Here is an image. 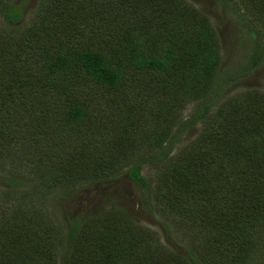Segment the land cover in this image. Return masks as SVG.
I'll list each match as a JSON object with an SVG mask.
<instances>
[{"label": "trees", "instance_id": "obj_1", "mask_svg": "<svg viewBox=\"0 0 264 264\" xmlns=\"http://www.w3.org/2000/svg\"><path fill=\"white\" fill-rule=\"evenodd\" d=\"M233 2L256 67L264 0ZM25 7L0 0V172L11 176L5 192L29 207L0 225V264H264V94L217 104L229 81L217 76L209 18L187 0H37L29 22ZM124 173L148 212L192 205L188 247L165 245L116 206L64 234L37 207L52 189ZM19 178L36 185L23 191Z\"/></svg>", "mask_w": 264, "mask_h": 264}, {"label": "rangeland", "instance_id": "obj_2", "mask_svg": "<svg viewBox=\"0 0 264 264\" xmlns=\"http://www.w3.org/2000/svg\"><path fill=\"white\" fill-rule=\"evenodd\" d=\"M187 1L209 18L220 40L222 62L217 76L226 78V81L229 82L217 104L224 99L252 90L264 94V54L261 56L258 66L250 67L249 63L254 55L255 39L248 30L242 28L244 21L239 18L238 13L230 10L229 5L235 0ZM14 2L19 5L23 2L26 4L23 15L26 22L31 21L33 14L31 11L37 0H14ZM258 43L264 46L263 41ZM191 108L193 109L194 106H188L184 111V120L190 116ZM199 132V124L186 129L179 142L176 143L173 153H177L183 146L191 143ZM15 143L17 142L14 140L12 145H16ZM3 159H0V166L4 164ZM138 159L135 157L133 161H138ZM4 167L7 168L8 165L4 164ZM28 170L30 174H26V176L34 177V173H31L29 168ZM141 174L147 177L155 176L148 167H143ZM8 178L11 176L0 172V225L5 226L12 225L18 219L21 220L29 211L28 205L17 200L14 201V196L5 192L9 186V183H6ZM18 181L21 185H25L22 186L23 191H28L30 187L36 185L35 182L22 178H19ZM153 181L156 182L154 178ZM75 187L72 190L52 189L44 196L43 205L37 204L38 208L46 209L49 221L59 229L60 234L65 233L69 222L75 218L95 215L105 208L116 206L128 212L140 226L156 232L165 245L172 247L174 244L176 249L177 246H180L178 251L188 247L187 245L193 241L194 235L189 232V227L192 226L190 219L191 211H193L190 210L192 205H190L191 207L182 205L175 210L173 204L177 203L172 200L167 204V208L164 207V211L161 212V207L155 209L152 205L153 207H150L151 210L148 212L141 204V191L127 178L125 173L109 182H96L93 185L82 184ZM151 203L154 204V202ZM106 205L108 206L106 207ZM162 225L165 226L166 232ZM60 234L58 238L61 239L64 236ZM61 242L59 241L58 244L61 245Z\"/></svg>", "mask_w": 264, "mask_h": 264}]
</instances>
